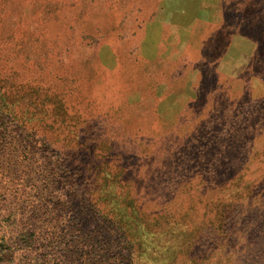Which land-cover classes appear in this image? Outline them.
Segmentation results:
<instances>
[{
    "label": "rangeland",
    "instance_id": "obj_1",
    "mask_svg": "<svg viewBox=\"0 0 264 264\" xmlns=\"http://www.w3.org/2000/svg\"><path fill=\"white\" fill-rule=\"evenodd\" d=\"M0 74V264H264V0H0Z\"/></svg>",
    "mask_w": 264,
    "mask_h": 264
},
{
    "label": "trees",
    "instance_id": "obj_2",
    "mask_svg": "<svg viewBox=\"0 0 264 264\" xmlns=\"http://www.w3.org/2000/svg\"><path fill=\"white\" fill-rule=\"evenodd\" d=\"M17 78V76H16ZM11 77L2 76L0 74V118H8L12 122H26L29 119H37L39 118L40 121L42 120V117H47L45 120H50V111L45 109V105L49 103V100H46V97H41L38 94V90L34 87L30 86L29 84H18L11 82ZM53 117L57 119V121H60L61 123H64V116H59V114H54ZM56 121V120H54ZM50 125V122L49 124ZM103 157V156H102ZM101 157V158H102ZM107 156H104L102 160H107ZM111 159H114L111 157ZM109 166L108 162L102 163V166ZM113 164H111L112 166ZM115 172L110 171L111 174L108 173H99L96 172L94 176V180L91 181L90 185H93L95 183H98L99 186L103 185V182L107 180V178L113 177L111 181H109L112 185L114 184L115 187H117L119 184L123 185L125 184L124 174L125 172L118 169L117 166H114ZM94 168H89V172H93ZM96 170V169H94ZM126 170V169H125ZM88 198V199H87ZM86 199L92 203V206L97 208L99 207L98 204L100 201L107 202L106 205H110L113 201L110 196H104V197H97L94 196V194L88 195ZM193 205V206H192ZM191 206H188V209L191 210L195 209L194 204ZM126 209V214L129 216L135 217L133 219V222L135 224L134 230H138V232L143 233L145 231H152L153 228L156 229L158 226L159 228H163L162 225L170 226L168 225L167 221L164 222L166 216L160 213L157 215L155 219L149 220L147 215L144 212H141L140 209L133 207L129 202H127L124 205ZM96 212V210H95ZM135 212V213H134ZM123 213V212H122ZM137 214H140V216H137ZM123 216H126L125 213H123ZM150 218V217H149ZM192 223L188 224H180V222H177L173 224V226H176L179 229V226L184 229L182 232L183 234L187 231L186 229L191 225ZM131 230V229H129ZM161 230V229H159ZM197 239L198 236H195ZM141 255H138L136 257V264H150L153 262L152 258L149 257V254L146 255L147 258L141 259Z\"/></svg>",
    "mask_w": 264,
    "mask_h": 264
}]
</instances>
